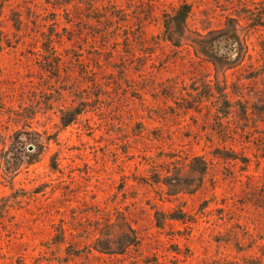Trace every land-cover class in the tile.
<instances>
[{"label":"rangeland","instance_id":"1","mask_svg":"<svg viewBox=\"0 0 264 264\" xmlns=\"http://www.w3.org/2000/svg\"><path fill=\"white\" fill-rule=\"evenodd\" d=\"M0 264H264V0H0Z\"/></svg>","mask_w":264,"mask_h":264},{"label":"trees","instance_id":"2","mask_svg":"<svg viewBox=\"0 0 264 264\" xmlns=\"http://www.w3.org/2000/svg\"><path fill=\"white\" fill-rule=\"evenodd\" d=\"M190 12V6L186 3H182L170 14L163 13L161 15L162 28L160 36L163 42L178 49L187 41L186 26ZM223 40L228 43L227 50H221L222 45L220 41ZM198 48V54L206 58L215 71L219 70V68L229 69L238 67L246 55V50H242L245 49V45L238 35L237 27L234 22L230 20L223 28L209 31L203 38V42L198 44ZM225 109H228L227 105ZM168 219L179 221L183 218L181 216H179V218L168 216Z\"/></svg>","mask_w":264,"mask_h":264}]
</instances>
